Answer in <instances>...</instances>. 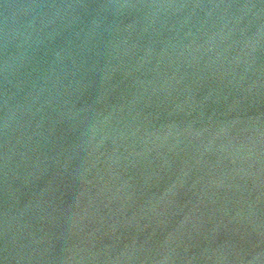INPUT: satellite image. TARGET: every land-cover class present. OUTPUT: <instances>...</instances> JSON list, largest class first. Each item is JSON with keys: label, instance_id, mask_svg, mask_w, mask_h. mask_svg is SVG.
Returning a JSON list of instances; mask_svg holds the SVG:
<instances>
[{"label": "water", "instance_id": "1", "mask_svg": "<svg viewBox=\"0 0 264 264\" xmlns=\"http://www.w3.org/2000/svg\"><path fill=\"white\" fill-rule=\"evenodd\" d=\"M0 264H264V0H0Z\"/></svg>", "mask_w": 264, "mask_h": 264}]
</instances>
